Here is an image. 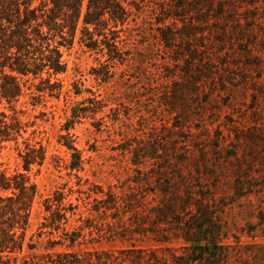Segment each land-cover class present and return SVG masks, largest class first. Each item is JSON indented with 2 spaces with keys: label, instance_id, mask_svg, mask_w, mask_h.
Masks as SVG:
<instances>
[{
  "label": "rangeland",
  "instance_id": "rangeland-1",
  "mask_svg": "<svg viewBox=\"0 0 264 264\" xmlns=\"http://www.w3.org/2000/svg\"><path fill=\"white\" fill-rule=\"evenodd\" d=\"M128 1L131 15L118 33L128 44L125 60L109 63L110 74L106 55L81 45L77 31L73 43L60 48L65 71L52 78L61 93L32 98L27 83L15 103L28 124L19 147L23 138L40 139L45 160L29 172L36 194L26 242L10 255L11 264L52 251H112L134 260L138 249L143 261L155 251L171 264L172 255L189 251L177 225L158 223L150 210L158 203L150 191L159 196L161 187L190 193L192 212L201 204L212 215L213 230L220 229L219 264H264V0ZM5 107L0 104L10 112ZM66 132L79 152V169L69 167ZM0 162L8 173L21 168L15 142L4 143ZM57 189L78 210L108 192L137 198L124 213L126 228L92 235L84 228L74 245L49 247L48 235L37 236V229L43 201ZM142 190L151 204L140 202ZM177 202L184 223L190 214ZM76 217L69 230L80 224ZM210 263L216 264H195Z\"/></svg>",
  "mask_w": 264,
  "mask_h": 264
},
{
  "label": "trees",
  "instance_id": "trees-1",
  "mask_svg": "<svg viewBox=\"0 0 264 264\" xmlns=\"http://www.w3.org/2000/svg\"><path fill=\"white\" fill-rule=\"evenodd\" d=\"M130 3L128 0H0V104L5 103V108L10 111L0 109V156L5 142H15L21 167L12 173L0 168V264H11L10 255L23 249L36 194L29 172L32 167L41 166L45 160V147L40 139L31 142L29 138H23V148L19 147L18 140L23 137L28 124L18 117L15 103L23 95L27 83V88H33L32 98L57 97L61 93L62 85L57 79L52 81V78L65 71L60 48L69 47L77 31L80 32L78 41L81 45L106 55L105 72L110 74L109 63L125 60L124 48L128 44L120 39L118 33L122 30L119 26H123L131 15L127 6ZM64 129L68 131L69 127ZM35 133L32 130L30 135L34 138ZM65 137L68 142L64 141L63 144L73 150L69 167L71 170L79 169V152L69 141L68 132ZM143 180L146 185L148 178L144 177ZM169 188L161 187L159 196L156 191H150L152 200L158 201L150 210L154 211L158 223L170 226L176 224L174 231L183 232L182 239L189 252L186 256L172 255L171 264H195L213 259L219 264L223 253L220 252L222 245L216 235L220 229L213 230L216 223L212 215L201 204L192 212L190 193L185 191L184 196H180L170 193ZM148 193L146 190L140 191V202L151 204L146 199ZM135 194L108 192L106 198H94V203H83L85 210H78V204L65 202L66 194L57 189L43 201L45 213L38 226L37 236L48 235L49 247L64 243L72 246L84 237V228L89 230L90 235L93 230L99 234L104 231V227L110 229L114 225L126 228L124 213L137 198L133 197ZM179 198L184 203L182 210H188L190 214L184 223L179 220L180 213L176 210ZM108 210L114 211L109 214L112 215V222L106 220ZM73 215L77 216L75 220L80 224L69 230L67 224ZM55 233L58 237L52 238ZM167 239L163 237L155 241ZM27 245L29 248L35 247L34 243L28 242ZM143 252L138 249L136 258L130 260L119 258L112 251H52L38 259L22 258L19 264H167L166 261L161 262L155 251L143 261Z\"/></svg>",
  "mask_w": 264,
  "mask_h": 264
}]
</instances>
